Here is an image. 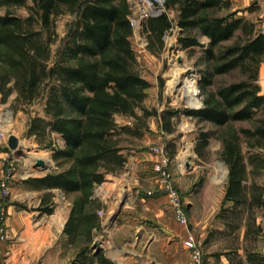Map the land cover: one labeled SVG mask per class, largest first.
I'll return each mask as SVG.
<instances>
[{
  "label": "trees",
  "instance_id": "trees-1",
  "mask_svg": "<svg viewBox=\"0 0 264 264\" xmlns=\"http://www.w3.org/2000/svg\"><path fill=\"white\" fill-rule=\"evenodd\" d=\"M167 6L178 11L180 46L203 48L205 67L199 83L203 104L187 113L219 127L221 156L229 165L220 210L226 230L213 229L204 242L225 232L226 246L233 249L227 253L238 252L244 225L246 241L254 242L263 230L255 213L264 208V186L250 182L249 175L264 168V93L258 82L264 33L251 19L221 13L228 0H167ZM66 13L74 18L62 47L54 52L60 39L57 22ZM131 13L128 0H0V94L5 99L15 94L14 111L45 100L43 114L31 118L29 135L52 150L58 169L27 180L73 197L65 233L80 249L69 264H115L102 251L93 253L95 234L103 229L99 213L103 202L95 191L109 173L125 168L129 146L124 134L142 136L150 128L148 119L159 114L156 107L146 105L151 82L144 77L133 46ZM171 26L166 12L146 20L143 31L149 49L163 50L164 34ZM201 35L209 36L208 45L201 43ZM237 70L245 78L214 87L219 75ZM174 113L161 114L166 132L174 131ZM123 115L135 126L122 125L117 116ZM239 122L249 125L237 128ZM215 131H200L195 146L200 154ZM53 133L61 136L64 146L55 145ZM228 201L232 204L226 205ZM243 248L250 263H262V253Z\"/></svg>",
  "mask_w": 264,
  "mask_h": 264
},
{
  "label": "crops",
  "instance_id": "crops-1",
  "mask_svg": "<svg viewBox=\"0 0 264 264\" xmlns=\"http://www.w3.org/2000/svg\"><path fill=\"white\" fill-rule=\"evenodd\" d=\"M228 1L229 6L224 9L227 13H236L235 17H239L242 11L237 10L243 7L239 4L241 0ZM244 1L246 8L254 10L250 7L253 0ZM261 2L264 11V0ZM174 10L177 18L178 11ZM200 40L202 44H206L210 38L201 35ZM165 136L163 127L159 125L156 128L150 127V130L142 135L139 145H128L134 150L130 149L133 153L128 154L125 168L119 173H109L101 184V188L109 193L115 189L127 194L126 204L122 208L123 224L117 229V233L125 236L122 237L123 241L119 239L116 241L118 251L125 254L120 253L119 260H116L104 253L109 260L116 262L115 264H190L191 252L184 245L189 228L176 220L173 209L168 205L169 194L163 189L156 171V163L161 160V156L153 147L162 143ZM211 148L216 152L218 150L222 152V141L212 137L209 145V149ZM3 154L0 151V159L3 158ZM172 159L175 182L185 198L189 221L194 232L205 240L213 229L226 230V224L220 218V210L228 180L222 184L213 177L206 178L198 190H193L191 187L202 180L199 168L194 173H187L174 164L175 158ZM219 169L223 172L222 176H225L226 171L229 172L228 163L226 166L221 165ZM47 173L44 172L40 176ZM28 178L21 171L12 181L10 199L7 200L6 220L10 237L0 238V264H69L80 249L79 245L68 241L65 233L66 223L72 212L73 199L67 197L60 188L37 187L29 182ZM102 202L101 209H105L106 201ZM231 204L232 201H228L226 205ZM49 208L52 212L48 211ZM257 219L263 226L258 236L257 250L264 255V215L258 216ZM102 224L104 228L103 220ZM245 230L246 225L242 227L240 233L241 241L245 239ZM102 231L103 229L96 232L94 243ZM215 235L216 241H219V235L225 244L214 250L220 254L213 255L214 251H208L209 254L212 253L205 259V264H252L247 260L243 247L238 248V252L227 253L233 249L229 245L226 246L229 236L225 232H217ZM210 243H213V239ZM93 253L99 254L95 251ZM236 253L238 258L234 257Z\"/></svg>",
  "mask_w": 264,
  "mask_h": 264
},
{
  "label": "rangeland",
  "instance_id": "rangeland-1",
  "mask_svg": "<svg viewBox=\"0 0 264 264\" xmlns=\"http://www.w3.org/2000/svg\"><path fill=\"white\" fill-rule=\"evenodd\" d=\"M241 1H239V4H241L243 7L237 10L242 11L239 16H244L245 18L255 21L257 30L264 33V11L263 3L261 2L262 0L252 1V6L250 7L254 8V10H249L246 8L245 3H243L245 1ZM19 10L21 14H26L27 12L24 8H20ZM221 13L225 14L227 13V10L223 9ZM73 18L74 15L70 13L63 14L59 17L57 23L60 39L54 44V52H56L58 48L62 47L65 36L69 29V25L71 24L70 22L73 20ZM143 34L144 35H138L137 33L133 34L134 37L132 40L134 49L138 52L143 75L151 82V87L147 91L149 96L146 100V105L151 108L156 107L159 112L158 115H154L148 119L150 127L156 128L158 125L163 127V121L161 118L162 112L166 110L174 111L175 113L172 117V127L174 128V131L169 133L164 130L166 132V136L162 141V143L167 144V150H169L170 156L173 155L172 157L175 158L174 164L178 165L182 170L184 169V172L187 173H194L199 168L198 172L201 173L200 177L202 180L200 181L201 178L198 179L200 182H197L191 187L193 190H198V188L202 186L204 179L210 177L218 179L222 184H225V182L228 180V172L226 171V175L222 176L223 172L219 168L221 165L226 166L227 162H225L222 158L220 150L216 152V150L212 148L209 149L208 147L202 154H200L197 149H195L196 139L198 135H200V131H208L210 129L216 130L214 133V138L219 139V127L212 123H201L197 120V118H193L187 113V110L201 107L203 104V95L199 87L201 80V69L205 67V65L201 62L203 48L200 45H196L193 50L182 48L179 43L180 34L178 32L177 34L171 33L165 35L163 50L161 52H156L152 49H149L148 37L145 33ZM208 42H206L204 45H208ZM231 42H233V40L228 41L227 43ZM259 75L260 78L258 82L260 83L264 93V62L261 64ZM243 78H245V75H243L239 70L225 73L223 75H219L216 78L214 87L216 88L222 86L224 83L238 81L239 79ZM14 96L15 94L13 93L8 95V97L5 99V97L0 94V110L9 104L12 106L15 99ZM44 103L45 100H38L36 103L28 106L26 110L22 109L15 111V117L9 125L11 130L17 133L23 146L21 150L15 153L17 154L18 158V160H16L18 165L15 175H19L21 171L24 172L27 170L26 172L30 173L28 174V177H39L40 175H43L44 172H52L53 170L58 169L53 158L52 150L45 148L43 145H41V142L35 139L34 136L29 135V124L31 118L37 115V113L43 114L42 109ZM117 119L122 125L129 124L135 126L133 119L127 116H117ZM248 125L249 124L247 122H239L236 124L237 128ZM148 130H150V128L146 129V131ZM124 137L126 138L125 143L128 145H139V142L142 138V136H135L133 134H124ZM52 139L54 140L55 145L64 146V140L59 134L53 133ZM128 149L129 150H126L128 154L133 153L130 151V149L134 150L133 147L129 146ZM0 151L4 154L6 152V148L4 147V144L1 142V140ZM32 153L47 156L51 161L47 163L48 165L52 166V168H49L46 171L33 170L32 167L36 160L33 158ZM188 154L190 156H188ZM185 157H189L191 160V167H188L187 162L184 163L186 161ZM3 167V162L0 161V169ZM249 176L250 182L256 180L258 183L264 186V168L258 170L254 174L251 173ZM100 185L97 186L95 194L101 198V201L105 200L106 202H104L105 209H99V211L103 210V213H100V215L102 220L105 222L103 231L98 234V240H100L102 243L101 249L99 251H102L107 256L112 258L114 257L116 260H119L120 253H122V251H118L116 241L118 239L123 241L124 238L122 237L125 236V234L117 233V229L123 224V219L121 217L123 211L122 208L126 202L123 205L122 202L124 199H126L127 194L124 192L121 193L119 190L115 191V189L109 193L106 189L101 188L102 185ZM9 197H7V200L10 199ZM7 200L5 201L6 211L8 206ZM19 205L21 206L22 204ZM263 210L264 208H257L255 213L256 217L264 215V213H262ZM195 235L201 239L197 232H195ZM215 237L216 235L213 238V243H209V245H206L204 242L205 240L201 239L203 248L205 250V259L212 253L211 252L209 254L208 251L217 250L225 244L219 235V241H216ZM238 245L240 246L239 248H242L243 245H245L257 250L258 238L254 242L249 240H240ZM94 251L95 253L99 252L95 248ZM122 254L124 255L125 253ZM236 255L237 253L234 254V257H237ZM240 258L242 260V257ZM111 262L113 263L114 261L111 260ZM261 262L262 263L259 264H264V259Z\"/></svg>",
  "mask_w": 264,
  "mask_h": 264
},
{
  "label": "built area",
  "instance_id": "built-area-1",
  "mask_svg": "<svg viewBox=\"0 0 264 264\" xmlns=\"http://www.w3.org/2000/svg\"><path fill=\"white\" fill-rule=\"evenodd\" d=\"M132 13L129 16L131 25L133 27L134 34L144 35V24L150 16H158L166 12L172 20V26L166 30L164 35L177 34L180 31L178 20L175 15V10L167 6V0H128ZM143 38V37H142ZM15 117V111L9 104L0 110V140L3 142L6 152L2 158L4 167L2 168L0 175V238L9 239V228L6 225L7 214L5 208V201L10 196L12 191V180L17 170V151L23 148L21 140L17 133L9 127L12 120ZM16 135L20 140L18 148H12L9 143L10 135ZM154 150L161 156V160L156 163V171L161 179L163 189L169 194L168 205L174 211L175 218L182 225H186L189 228L187 237L184 240V245L191 252L190 264H205V250L201 239L195 235L194 230L191 227V221H189L188 209L186 207V201L180 189L178 188L173 168L172 157L167 150L166 143H160L153 147ZM186 163V161L184 162ZM183 163V164H184ZM185 165V164H184ZM25 170L23 173L28 176L29 172ZM100 210L99 213H103Z\"/></svg>",
  "mask_w": 264,
  "mask_h": 264
},
{
  "label": "water",
  "instance_id": "water-1",
  "mask_svg": "<svg viewBox=\"0 0 264 264\" xmlns=\"http://www.w3.org/2000/svg\"><path fill=\"white\" fill-rule=\"evenodd\" d=\"M9 143L12 148H18L20 140L18 137L14 134L10 135L9 137ZM188 167H191V164H188ZM33 170H43L46 171L49 168H52V166L48 165L47 162L43 158H38V160L34 163L33 165ZM126 199L122 202V205L125 203ZM102 243L100 240L95 241L94 243V248L97 249L98 251L101 249Z\"/></svg>",
  "mask_w": 264,
  "mask_h": 264
},
{
  "label": "bare ground",
  "instance_id": "bare-ground-1",
  "mask_svg": "<svg viewBox=\"0 0 264 264\" xmlns=\"http://www.w3.org/2000/svg\"><path fill=\"white\" fill-rule=\"evenodd\" d=\"M32 155H33V158L37 161L38 160V158H43L46 162H51L50 161V159L47 157V156H43L42 154H33L32 153ZM188 156H190L189 154H188ZM185 160H186V162H189L190 163V159H189V157H185ZM48 164V163H47Z\"/></svg>",
  "mask_w": 264,
  "mask_h": 264
}]
</instances>
